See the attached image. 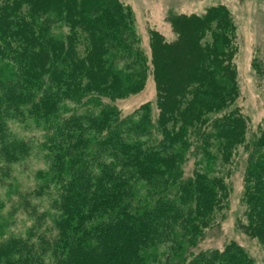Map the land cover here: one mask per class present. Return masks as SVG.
Returning <instances> with one entry per match:
<instances>
[{"label":"trees","instance_id":"obj_1","mask_svg":"<svg viewBox=\"0 0 264 264\" xmlns=\"http://www.w3.org/2000/svg\"><path fill=\"white\" fill-rule=\"evenodd\" d=\"M134 21L122 0H0V183L33 150L11 122L41 132L45 162L20 193L33 213L24 234L0 200V264H256L236 242L196 250L239 146L241 226L264 244V132L246 137L233 105L230 11L171 15L174 38L152 30L149 55ZM148 75L158 114L146 102L123 115L112 101Z\"/></svg>","mask_w":264,"mask_h":264},{"label":"rangeland","instance_id":"obj_2","mask_svg":"<svg viewBox=\"0 0 264 264\" xmlns=\"http://www.w3.org/2000/svg\"><path fill=\"white\" fill-rule=\"evenodd\" d=\"M128 4L135 17V30L140 37V45L149 55V34L156 30L166 39L174 38L168 18L174 14H201L212 5L222 4L231 13L236 25L237 49L233 57L236 69L238 95L233 105L246 118L249 130L264 132V0H122ZM149 103L152 114H158L156 87L151 75L143 89L112 101L123 115L129 114L144 103ZM12 131L31 140L33 150L29 155L13 164L12 178L0 183V200L4 202L3 214L10 217V229L24 234L32 222L31 204L22 200L20 193L35 186V172L45 166L43 152L39 148L41 132L25 128L17 122L10 123ZM244 148L239 146L231 162L222 166L227 195L224 206L217 210L214 222L208 226L198 241L196 250L223 248L229 242H236L253 258L256 264H264V244L248 234L241 223L245 222L242 202L243 172L245 167ZM194 158L186 165V174L192 172ZM34 201V200H33ZM38 202V200L34 201ZM44 202H41V210ZM32 211V210H31ZM33 214V213H31Z\"/></svg>","mask_w":264,"mask_h":264}]
</instances>
